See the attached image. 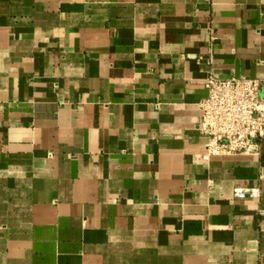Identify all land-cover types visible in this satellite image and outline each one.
I'll return each instance as SVG.
<instances>
[{
	"label": "crops",
	"instance_id": "0c3cea01",
	"mask_svg": "<svg viewBox=\"0 0 264 264\" xmlns=\"http://www.w3.org/2000/svg\"><path fill=\"white\" fill-rule=\"evenodd\" d=\"M263 59L264 0H0V264H264V140L198 131Z\"/></svg>",
	"mask_w": 264,
	"mask_h": 264
},
{
	"label": "built area",
	"instance_id": "2783aa9c",
	"mask_svg": "<svg viewBox=\"0 0 264 264\" xmlns=\"http://www.w3.org/2000/svg\"><path fill=\"white\" fill-rule=\"evenodd\" d=\"M260 65V79L208 77V97L199 104L203 118L198 125V131L208 138L205 159L260 154L264 140V59ZM248 195L258 197L255 192L235 193L240 199ZM260 213L264 215V211Z\"/></svg>",
	"mask_w": 264,
	"mask_h": 264
}]
</instances>
